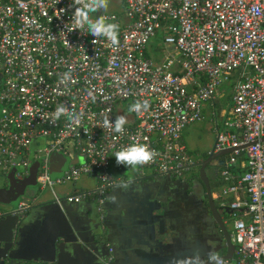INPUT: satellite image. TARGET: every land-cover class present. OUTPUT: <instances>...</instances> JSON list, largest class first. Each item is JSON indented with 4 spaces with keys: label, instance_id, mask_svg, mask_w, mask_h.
I'll use <instances>...</instances> for the list:
<instances>
[{
    "label": "built area",
    "instance_id": "2783aa9c",
    "mask_svg": "<svg viewBox=\"0 0 264 264\" xmlns=\"http://www.w3.org/2000/svg\"><path fill=\"white\" fill-rule=\"evenodd\" d=\"M114 1L92 16L119 25L117 46L73 30L72 0H0V182L29 178L37 163V187L59 203L55 187L95 174L102 220L105 192L122 182L111 172L114 155L128 145L156 153L139 170L191 176L197 162L182 132L202 120L204 104L226 84L229 116L217 126L213 151L235 149L223 177L241 155L245 172L222 189L232 197L235 247L223 260L264 264V0H118L122 12L110 11ZM144 100L147 111H129ZM59 106L75 118L55 119ZM118 116L127 119L123 134L104 127ZM56 155L67 163L54 175ZM35 200L9 211L20 220ZM9 211L0 208V219Z\"/></svg>",
    "mask_w": 264,
    "mask_h": 264
},
{
    "label": "crops",
    "instance_id": "0c3cea01",
    "mask_svg": "<svg viewBox=\"0 0 264 264\" xmlns=\"http://www.w3.org/2000/svg\"><path fill=\"white\" fill-rule=\"evenodd\" d=\"M224 86L203 108V113L211 109L214 133L229 116L230 87ZM215 140L214 136L207 154ZM66 163L65 157L53 156L52 173L59 174ZM210 165V173L206 169L210 175L224 166L216 161ZM111 172L122 182L105 192L102 220L95 209L96 178L92 183L93 177H83L56 191L59 203L50 193L36 198L19 221L9 213L18 201L35 197L36 181L12 176L1 181L0 206L10 211L0 219V264H181L196 255L206 260L210 251L226 255L227 245L211 215L206 190L191 176L160 175L114 161ZM212 195L215 201L217 195ZM72 196L83 199L69 201Z\"/></svg>",
    "mask_w": 264,
    "mask_h": 264
},
{
    "label": "clouds",
    "instance_id": "9594fccd",
    "mask_svg": "<svg viewBox=\"0 0 264 264\" xmlns=\"http://www.w3.org/2000/svg\"><path fill=\"white\" fill-rule=\"evenodd\" d=\"M72 7L75 8L72 16L73 30L87 29L93 37L106 38L113 46L119 44V25L116 23L107 22L104 15H98L93 18L92 13L106 12L109 6V0H72ZM96 40L93 41L95 43ZM62 79L67 82L71 80L70 72L64 73ZM150 108V103L147 100L137 101L133 103L129 111L140 114L142 111H147ZM60 116H65L69 119H74L75 114L65 106H59L54 113V118L59 119ZM104 127L114 130L116 133L123 134L124 125L127 119L124 116H118L114 122L109 119L104 120ZM156 153L151 150L146 144H131L115 153L117 165H125L127 168H136L137 166L148 164L153 161ZM181 264H224V260L218 253L210 251L207 254V259H202L199 255L187 258Z\"/></svg>",
    "mask_w": 264,
    "mask_h": 264
},
{
    "label": "rangeland",
    "instance_id": "374dc122",
    "mask_svg": "<svg viewBox=\"0 0 264 264\" xmlns=\"http://www.w3.org/2000/svg\"><path fill=\"white\" fill-rule=\"evenodd\" d=\"M109 9L110 11L112 10L113 12H122V7H121V4L118 2V0L111 2ZM164 55H166V53H164ZM224 88L228 90V86L226 84ZM124 105L126 104L124 103ZM210 110L211 109L204 110V113L202 116L203 119L201 120V122L199 121V122L193 123L183 130L184 144L187 146L188 150L192 153L197 152L198 150L204 151L206 153L207 149H209L212 145L214 136L216 137L215 135L216 133H214L215 126H214V123L210 119L211 118ZM183 133H182V138H183ZM207 171L210 173V169H207ZM91 182L92 183L95 182L94 178H92ZM70 187L71 185H65L64 188L57 186L55 187V190L59 192V191H62V189H68ZM32 190H34L33 193H32ZM32 190H30V192L28 191L25 197H28L29 193H32V195L36 196V198L38 199L43 196L44 197L48 196L50 193L48 192V190L41 191L38 187L37 188L35 187ZM0 208L2 209V211H7L4 206H0ZM225 219H226L225 223H226L228 230L232 231V218L230 221L231 223L229 222L228 217L225 216Z\"/></svg>",
    "mask_w": 264,
    "mask_h": 264
},
{
    "label": "water",
    "instance_id": "95a60500",
    "mask_svg": "<svg viewBox=\"0 0 264 264\" xmlns=\"http://www.w3.org/2000/svg\"><path fill=\"white\" fill-rule=\"evenodd\" d=\"M0 81H1V74H0ZM249 145L243 146L242 148H245ZM235 149H226V150H222L219 152H214L213 150L211 152L208 153V156L206 159L199 161L195 164L196 167H199V179L203 182L204 186H205V190H206V196H207V202L210 208V212L211 215L215 221V223L217 224L219 230L221 231L226 245H227V252L225 256H221L222 259H231L235 250L234 245L232 244L231 241V235H230V231L228 230L225 221L223 220V216L222 213L219 211V209L217 208V206L215 205L214 202V198L211 192V188L209 185V181L207 178V173H206V169L207 167L213 163L214 161L217 162L218 166H222L224 164V160L222 159L224 156L230 154L231 152H233ZM219 169L217 168V171ZM93 178L95 177V174L92 176ZM30 180H32V182L36 181V168L32 169V174L29 177ZM17 204V203H16ZM16 206V205H15ZM14 206V207H15ZM227 211V210H225ZM10 215L11 212L9 213ZM228 214H231V212H229ZM7 215V214H6ZM14 216V215H12ZM15 218L18 220V218L15 216Z\"/></svg>",
    "mask_w": 264,
    "mask_h": 264
},
{
    "label": "trees",
    "instance_id": "16d2710c",
    "mask_svg": "<svg viewBox=\"0 0 264 264\" xmlns=\"http://www.w3.org/2000/svg\"><path fill=\"white\" fill-rule=\"evenodd\" d=\"M158 40L160 39L159 37L157 38ZM230 87V86H229ZM192 156L195 158L196 162L202 161L204 159L207 158L208 154L207 153H203L202 155H199V153L194 152L192 153ZM228 155L224 156L222 159H227ZM243 160V156H239L237 159V164L227 168L229 171V176L228 177H223L221 175V172L223 170V167H221L217 173H215V171H211V175L207 174V178L209 181V185L211 188V192L213 194L217 195V198L215 199V205L217 206V208L220 210L222 205H229V203L232 201V197L230 198H225L222 195V189L225 188L228 185L233 184L234 182H236L237 180H239L245 170L243 168L240 167V162ZM211 166V165H209ZM207 167L210 168V167ZM211 170H213V168H211ZM192 173H191V179L194 180L196 183L199 182L204 190H205V186L203 184V182L199 179V167L194 166L192 168ZM205 198V197H204Z\"/></svg>",
    "mask_w": 264,
    "mask_h": 264
},
{
    "label": "flooded vegetation",
    "instance_id": "af4514ba",
    "mask_svg": "<svg viewBox=\"0 0 264 264\" xmlns=\"http://www.w3.org/2000/svg\"><path fill=\"white\" fill-rule=\"evenodd\" d=\"M225 210H227V211H225ZM221 213H222V216L224 217V216H226V217H228V220H229V222L231 221V218H232V216H231V214H232V211L226 206V205H222V207H221V209L219 210ZM229 212H231V214H228ZM225 221H226V219H225ZM231 223V222H230ZM226 224V223H225ZM230 231V234H231V230H229Z\"/></svg>",
    "mask_w": 264,
    "mask_h": 264
}]
</instances>
